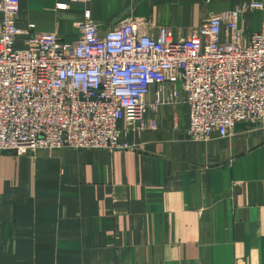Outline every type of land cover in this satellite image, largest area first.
Masks as SVG:
<instances>
[{
	"label": "crops",
	"instance_id": "0c3cea01",
	"mask_svg": "<svg viewBox=\"0 0 264 264\" xmlns=\"http://www.w3.org/2000/svg\"><path fill=\"white\" fill-rule=\"evenodd\" d=\"M253 1L20 0L17 46L47 33L71 43L86 20L103 35L152 18L185 38ZM263 20L248 11L240 25L251 34ZM186 99L179 83L151 86L156 109L126 135L136 152L0 154V264H264V121L195 142Z\"/></svg>",
	"mask_w": 264,
	"mask_h": 264
},
{
	"label": "built area",
	"instance_id": "2783aa9c",
	"mask_svg": "<svg viewBox=\"0 0 264 264\" xmlns=\"http://www.w3.org/2000/svg\"><path fill=\"white\" fill-rule=\"evenodd\" d=\"M255 10L264 13V0L210 14L185 38L152 18L128 19L103 35L86 20L71 43L47 33L19 48L20 0H0V154L136 152L141 145L126 135L144 130L137 121L156 109L145 98L167 82L187 93L195 142L264 121V20L251 34L240 25Z\"/></svg>",
	"mask_w": 264,
	"mask_h": 264
},
{
	"label": "rangeland",
	"instance_id": "374dc122",
	"mask_svg": "<svg viewBox=\"0 0 264 264\" xmlns=\"http://www.w3.org/2000/svg\"><path fill=\"white\" fill-rule=\"evenodd\" d=\"M46 151V150H45ZM78 151H82V150H78ZM110 152V151H109ZM28 154V153H27ZM30 154H32V153H30ZM36 154V153H35Z\"/></svg>",
	"mask_w": 264,
	"mask_h": 264
}]
</instances>
